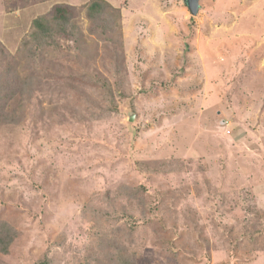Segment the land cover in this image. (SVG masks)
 I'll return each instance as SVG.
<instances>
[{"label":"rangeland","instance_id":"1","mask_svg":"<svg viewBox=\"0 0 264 264\" xmlns=\"http://www.w3.org/2000/svg\"><path fill=\"white\" fill-rule=\"evenodd\" d=\"M104 1L0 0V264H264V0Z\"/></svg>","mask_w":264,"mask_h":264},{"label":"trees","instance_id":"2","mask_svg":"<svg viewBox=\"0 0 264 264\" xmlns=\"http://www.w3.org/2000/svg\"><path fill=\"white\" fill-rule=\"evenodd\" d=\"M88 13L91 18L99 13L110 15L112 18H120V12L104 0H93L88 7ZM50 14L54 22H57L58 25L62 27L63 23L69 22L74 14V9L70 6H56ZM33 29L30 37L22 43V52L23 49H27L33 42H41V40L50 38L48 34L52 32L50 21H48L46 17L35 20L33 23ZM6 55V47L0 42V59L2 56ZM16 77L15 79L18 82V85H15L12 90H10V93L6 90L8 86L3 79L0 78V96L2 97H0V101H3V104L0 107V125H13L18 124L21 121L22 116H20L17 111H10L8 106L16 96L23 97L25 95L26 85L29 83L26 80L24 82L20 80L23 79L20 73H17ZM2 91H4V95L1 94ZM16 239L17 234H15L8 225L0 224V254L8 255L14 246ZM42 264L46 263L43 262Z\"/></svg>","mask_w":264,"mask_h":264},{"label":"water","instance_id":"3","mask_svg":"<svg viewBox=\"0 0 264 264\" xmlns=\"http://www.w3.org/2000/svg\"><path fill=\"white\" fill-rule=\"evenodd\" d=\"M192 16H197L200 11V0H185Z\"/></svg>","mask_w":264,"mask_h":264}]
</instances>
